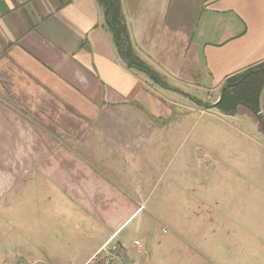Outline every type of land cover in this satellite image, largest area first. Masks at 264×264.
I'll use <instances>...</instances> for the list:
<instances>
[{"label":"crops","instance_id":"1","mask_svg":"<svg viewBox=\"0 0 264 264\" xmlns=\"http://www.w3.org/2000/svg\"><path fill=\"white\" fill-rule=\"evenodd\" d=\"M120 2L147 70L125 61L98 0H0V133L31 118L48 150L68 154L33 160L48 166L44 181L90 214H137L151 182L182 180L187 119L221 113L212 106L227 82L264 63V0ZM239 113L262 130L248 108ZM113 244L81 263L53 262L86 264Z\"/></svg>","mask_w":264,"mask_h":264},{"label":"rangeland","instance_id":"2","mask_svg":"<svg viewBox=\"0 0 264 264\" xmlns=\"http://www.w3.org/2000/svg\"><path fill=\"white\" fill-rule=\"evenodd\" d=\"M24 117L17 134L11 127L0 133V254L6 264L81 263L112 237L110 249L127 264H264V132L248 113L188 118L187 130L177 135L182 180L172 187L151 182L152 196L134 199L145 203L137 214L85 213L44 181L40 171L48 166L33 160L68 154L48 150L46 136Z\"/></svg>","mask_w":264,"mask_h":264},{"label":"trees","instance_id":"3","mask_svg":"<svg viewBox=\"0 0 264 264\" xmlns=\"http://www.w3.org/2000/svg\"><path fill=\"white\" fill-rule=\"evenodd\" d=\"M98 1L105 11L106 23L125 61L137 69L147 70L145 63L132 48L120 0ZM224 87L217 109L223 114L234 115L241 106H244L258 117L264 132V122L259 115L260 96L264 88V63L235 75Z\"/></svg>","mask_w":264,"mask_h":264},{"label":"built area","instance_id":"4","mask_svg":"<svg viewBox=\"0 0 264 264\" xmlns=\"http://www.w3.org/2000/svg\"><path fill=\"white\" fill-rule=\"evenodd\" d=\"M116 247L109 249L103 248L100 252L95 254L86 264H127L124 263L119 255L115 252ZM14 264H38L33 260L20 259Z\"/></svg>","mask_w":264,"mask_h":264},{"label":"water","instance_id":"5","mask_svg":"<svg viewBox=\"0 0 264 264\" xmlns=\"http://www.w3.org/2000/svg\"><path fill=\"white\" fill-rule=\"evenodd\" d=\"M221 99H222V95H221L219 101H218L215 105H213L212 107H213V108H217V105H218V103L220 102ZM208 108H210V107H208Z\"/></svg>","mask_w":264,"mask_h":264}]
</instances>
